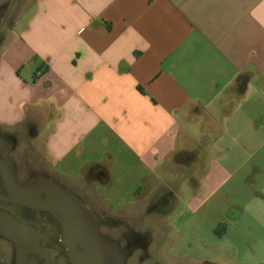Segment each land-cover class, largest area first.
I'll return each instance as SVG.
<instances>
[{
  "label": "crops",
  "instance_id": "crops-1",
  "mask_svg": "<svg viewBox=\"0 0 264 264\" xmlns=\"http://www.w3.org/2000/svg\"><path fill=\"white\" fill-rule=\"evenodd\" d=\"M4 38L0 135L34 130L48 174L95 206L174 188L192 211L260 167L264 0H33Z\"/></svg>",
  "mask_w": 264,
  "mask_h": 264
},
{
  "label": "flooded vegetation",
  "instance_id": "flooded-vegetation-1",
  "mask_svg": "<svg viewBox=\"0 0 264 264\" xmlns=\"http://www.w3.org/2000/svg\"><path fill=\"white\" fill-rule=\"evenodd\" d=\"M16 3L17 0H12L3 13L1 9L4 6H0V45L5 37L4 30H10L13 21L19 15L18 13L11 17ZM5 135L4 142H0V218L7 230L16 232L20 228V232L17 233L19 238L28 242L36 240L39 248L20 252L13 242L0 235V241H5L12 249L13 256L8 264H75L69 255V247H71L69 238L74 230L81 229V226L73 223L66 214L57 215L54 212L36 209L32 200L21 199L16 182L25 186L40 187L54 182L65 189L88 216L102 241L104 247L102 264H145V261L151 257H160L165 253L169 255L170 251L175 250L182 233L170 238L171 228L167 225L164 232H159L155 238H152L146 223L147 220H151L161 229L163 222L175 221L180 207L177 190L158 189L151 194L137 191L133 195L139 200L147 198V201L137 203L136 206L127 208L125 212L116 211L111 207L100 208L83 196L70 192L42 169L30 165L27 157L22 156L19 159L20 163L17 162L15 147L11 148L8 141L11 135L9 133ZM35 196L41 200L46 199L43 193ZM220 224L214 230V234L219 238ZM88 248V241L76 245L78 255L87 260ZM19 253L22 256H19ZM3 259L4 254L0 251V264H4Z\"/></svg>",
  "mask_w": 264,
  "mask_h": 264
},
{
  "label": "rangeland",
  "instance_id": "rangeland-1",
  "mask_svg": "<svg viewBox=\"0 0 264 264\" xmlns=\"http://www.w3.org/2000/svg\"><path fill=\"white\" fill-rule=\"evenodd\" d=\"M12 0H0L1 13ZM33 0H17L11 17L25 11ZM9 30L5 29L6 34ZM5 39V38H4ZM9 142L13 140L15 158L27 157V162L37 169L46 170L45 158L41 150L32 144L34 130L15 129L9 132ZM9 138V137H8ZM261 152H264L262 149ZM215 161L223 164L220 154L212 151L207 159L196 161L192 166L194 179H203L205 168ZM20 163V162H19ZM259 168L244 165L237 174L230 177L217 176L212 179V185L221 183L205 202L196 209L190 210L186 204V196L181 190L179 213L175 221L169 224V237L182 233L175 250L169 255L154 256L147 259L145 264H264V158L258 161ZM169 181L172 179L169 178ZM174 184L180 188L186 181L185 177L173 178ZM177 180V181H176ZM177 182V183H176ZM196 194H200L196 192ZM185 200V201H183ZM220 224L219 238L214 234ZM147 229L152 238L161 229L147 220ZM171 238V237H170ZM169 238V239H170ZM0 251L4 254L3 263L8 264L12 258V249L5 241H0Z\"/></svg>",
  "mask_w": 264,
  "mask_h": 264
},
{
  "label": "water",
  "instance_id": "water-1",
  "mask_svg": "<svg viewBox=\"0 0 264 264\" xmlns=\"http://www.w3.org/2000/svg\"><path fill=\"white\" fill-rule=\"evenodd\" d=\"M4 138L0 135V142L3 141ZM10 147H13V140L9 142ZM16 186L18 188V195L21 199H30L34 203V207L36 209H40L43 211L54 212L57 215L58 213L66 214L73 223H77L81 226V229L74 230L73 235L69 238L70 242V252L69 255L74 260L75 264H102L104 256H103V244L101 239L99 238L97 232L92 226V223L88 216L85 214L83 209L77 203V201L63 189L59 185L54 182H50L47 186H25L16 182ZM36 187V188H35ZM43 193L46 196L45 200H41L35 194ZM2 219L0 218V235L4 237L6 240H10L13 242L19 251L25 250H38L36 240L33 242H28L19 238L17 233L20 232L17 229L16 232L7 230L4 227V223H2ZM77 227V226H76ZM16 236V237H15ZM18 236V237H17ZM87 239V240H85ZM88 241L89 250L87 253V259L81 258L76 250V245H80V242ZM19 256L22 254L19 253Z\"/></svg>",
  "mask_w": 264,
  "mask_h": 264
}]
</instances>
